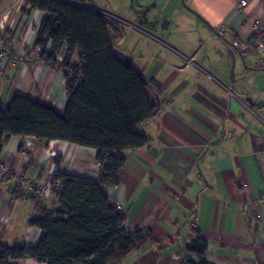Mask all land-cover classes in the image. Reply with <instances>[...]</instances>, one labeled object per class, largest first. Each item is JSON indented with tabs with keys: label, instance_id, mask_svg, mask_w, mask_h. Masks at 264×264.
I'll list each match as a JSON object with an SVG mask.
<instances>
[{
	"label": "crops",
	"instance_id": "1",
	"mask_svg": "<svg viewBox=\"0 0 264 264\" xmlns=\"http://www.w3.org/2000/svg\"><path fill=\"white\" fill-rule=\"evenodd\" d=\"M77 1L106 19L115 50L122 57L126 53L123 58L146 83L154 80L162 88L157 97L151 87L147 90L155 112L140 131L148 143L124 152L119 182L108 188L110 202L124 212L125 231H150L155 241L121 264L194 260L185 249L197 235L207 243V264H264V63L252 47L255 21L264 26V0H247L244 11L235 0ZM43 16L26 8L24 0H0V54H5L0 55V100L5 105L20 94L45 102L41 97L47 92L61 114L69 98L62 75L24 56L39 49L33 43ZM171 16H176L173 23ZM123 26L133 36L127 51L120 46ZM221 30L245 53L232 47ZM25 139L8 137L0 157L15 174L0 179L4 245L34 246L41 230L31 218L38 216L40 204L54 207L51 191L37 192V203L29 200L26 180L45 187L55 170L98 177L94 149L59 140L33 139L26 169L18 154ZM20 180L27 193L14 195ZM9 264L45 263L24 257Z\"/></svg>",
	"mask_w": 264,
	"mask_h": 264
},
{
	"label": "trees",
	"instance_id": "2",
	"mask_svg": "<svg viewBox=\"0 0 264 264\" xmlns=\"http://www.w3.org/2000/svg\"><path fill=\"white\" fill-rule=\"evenodd\" d=\"M25 4L44 12L33 43L39 48L36 60L53 71L64 69L69 98L61 114L49 102L20 94L5 105L0 100V157L10 136L69 142L96 151L98 177L55 170L50 182L54 207L40 204L38 216L30 220L41 230L37 243L0 244V264L24 257L45 264H121L146 242L155 241L150 231H125L124 212L110 202L108 188L119 182L124 152L148 143L140 131L155 112L147 90L151 87L157 97L161 85L154 80L146 83L140 70L117 53L99 12L63 0ZM60 159L56 156L54 162ZM30 164L31 159L26 169ZM22 183L13 186L14 195L27 193ZM37 192L27 193L34 203L39 202ZM206 248L205 239L197 235L185 249L195 259L182 264H207Z\"/></svg>",
	"mask_w": 264,
	"mask_h": 264
},
{
	"label": "rangeland",
	"instance_id": "3",
	"mask_svg": "<svg viewBox=\"0 0 264 264\" xmlns=\"http://www.w3.org/2000/svg\"><path fill=\"white\" fill-rule=\"evenodd\" d=\"M126 1H128V0H123V3L122 4H125V2ZM138 0H133V5H134V3H136ZM146 2H149L150 0H145ZM162 1V2H161ZM21 2H22V0H21ZM150 2H152V0L150 1ZM158 2H161L162 4L165 2V0H158ZM17 4V3H16ZM20 4H22V3H19L18 5H20ZM141 4H145V2H143V3H141ZM24 5H26L25 4V0H24ZM164 5V4H163ZM129 6V5H128ZM128 6H126V11L128 12ZM20 7V6H19ZM132 7V6H131ZM19 10H21V12H23V10L22 9H19ZM125 11V12H126ZM129 14H130V12H129ZM170 19H172V23L176 20V16H171L170 17ZM255 24L257 25V31H256V37L255 38H257L258 37V35L260 34V32H262V31H264V26H262V25H260L259 26V23H258V21H255ZM122 30V34H121V37L122 38H124V43H122L120 46H121V48H122V50H124V51H127L128 50V48H129V43L131 42V37H133L132 35H130V34H128V29H126L125 28V26H123V29H121ZM220 34L222 35V37L223 38H225V40L227 41V42H229L230 44H231V46L232 47H234V48H236L237 50H239V52L240 53H242V54H244L243 53V51L242 50H240L239 49V47H241V44L237 41V40H234V39H232L231 37H228V34L226 33V31L225 30H221L220 31ZM175 36V35H174ZM227 38V39H226ZM255 38H254V40H255ZM139 37L136 39V44H138V46H139ZM253 40V41H254ZM133 41V40H132ZM253 41H252V47L254 48V46H253ZM237 43V45H235V43ZM138 46H137V48H138ZM255 49V48H254ZM256 51V50H255ZM117 53L119 54V55H121V53L119 52V51H117ZM256 53H257V55H258V57H259V59H260V54L256 51ZM126 53H123V57L124 56H127V55H125ZM137 54H140L139 53V51H138V53ZM24 56H27V59H29L30 60V57L32 56V54H30V55H28V54H26V53H24ZM35 56H36V58H37V56H38V52H36V54H35ZM32 58V57H31ZM59 60H62V57L59 55ZM46 66V65H45ZM59 71V74H61L62 75V77H63V79L65 80V78H64V75H63V73H64V69L63 70H58ZM67 71H70V69L69 70H67ZM65 84H66V81H65ZM42 95L44 96L43 98L41 97V99L42 100H44L45 102H50V103H52V101H53V99L51 98L52 96H50V94H48L47 92L46 93H42ZM56 102H57V100H56ZM31 141H32V146H31V148L34 146V142H33V139H31ZM31 148H30V150H29V152L31 151ZM28 152V153H29ZM20 156V155H19ZM21 157V156H20ZM21 159H23L22 161H26V160H28L27 162H29V154H28V159L26 158V159H24L23 157H21ZM1 162H3L2 160H0ZM27 162L25 163V164H27ZM4 166V167H3ZM3 166H0V173H2V175H0L1 176V178L0 179H5V178H10V177H14V172L10 169V168H8L7 166H6V164H5V162H3ZM51 167H55V165L52 163V164H50V168ZM49 168V169H50ZM3 169H4V171H3ZM8 171L7 173L5 172V171ZM54 171V169L53 168H51L50 169V171ZM20 171H21V173H23V171H24V167L22 168V169H20ZM5 172V173H4ZM23 175V174H22ZM50 182H51V180H50ZM49 182V183H50ZM28 183H29V181L28 180H26V187L28 188ZM46 185H48V183L46 184ZM38 188H39V186H38ZM261 198L262 199H264V193H262V196H261ZM49 204V203H48Z\"/></svg>",
	"mask_w": 264,
	"mask_h": 264
},
{
	"label": "built area",
	"instance_id": "4",
	"mask_svg": "<svg viewBox=\"0 0 264 264\" xmlns=\"http://www.w3.org/2000/svg\"><path fill=\"white\" fill-rule=\"evenodd\" d=\"M63 1H67V2H70V3L76 4V5H80V3L77 0H63ZM235 2H236L237 9L239 11H244V9L246 8V5H247V0H235ZM235 45H237V43H235ZM253 46H254L255 50L260 54V60L264 63V31L260 32V34L258 35V37L255 38V40L253 41ZM239 49L242 50L243 53H245V51H246L245 50V47L243 45H241V47H239ZM38 51H39V49L38 50H35V52L32 53V60L35 59V57H36L35 54ZM0 55H1L2 58H4V56H5L4 53H1ZM58 60H59V58H58ZM31 146H32V141H31L30 138H26L25 140L21 141V143L19 145V149H18V154L21 157H23L24 159H26V158L28 159V152H29ZM27 161L28 160H26L25 162L22 161L23 165H25V163ZM0 166H3V162H1V161H0ZM3 171H4V169H3ZM5 172L7 173L8 171L6 170ZM19 174H20L19 177L22 178L21 171H20ZM0 175H2V173H0ZM0 178H1V176H0ZM28 181H29V183H28V189L31 190V191L38 189L40 193H43L45 195L48 192L51 191V183H49L45 187H39L38 188V185H37V182L35 181V179H29Z\"/></svg>",
	"mask_w": 264,
	"mask_h": 264
},
{
	"label": "bare ground",
	"instance_id": "5",
	"mask_svg": "<svg viewBox=\"0 0 264 264\" xmlns=\"http://www.w3.org/2000/svg\"><path fill=\"white\" fill-rule=\"evenodd\" d=\"M73 4V3H72Z\"/></svg>",
	"mask_w": 264,
	"mask_h": 264
}]
</instances>
